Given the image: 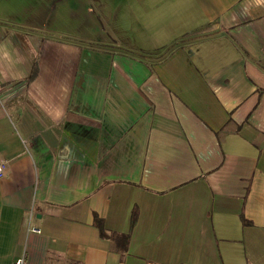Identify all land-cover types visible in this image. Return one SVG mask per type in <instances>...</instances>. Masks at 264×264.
<instances>
[{
    "label": "crops",
    "instance_id": "crops-1",
    "mask_svg": "<svg viewBox=\"0 0 264 264\" xmlns=\"http://www.w3.org/2000/svg\"><path fill=\"white\" fill-rule=\"evenodd\" d=\"M0 160V264H264V0H0Z\"/></svg>",
    "mask_w": 264,
    "mask_h": 264
},
{
    "label": "built area",
    "instance_id": "built-area-1",
    "mask_svg": "<svg viewBox=\"0 0 264 264\" xmlns=\"http://www.w3.org/2000/svg\"><path fill=\"white\" fill-rule=\"evenodd\" d=\"M5 170H6V162L4 160H0V177H2L5 174ZM31 230L37 233L40 232L38 228H32ZM23 261H24V255H21L11 264H22ZM147 264H153V263H147Z\"/></svg>",
    "mask_w": 264,
    "mask_h": 264
},
{
    "label": "trees",
    "instance_id": "trees-1",
    "mask_svg": "<svg viewBox=\"0 0 264 264\" xmlns=\"http://www.w3.org/2000/svg\"><path fill=\"white\" fill-rule=\"evenodd\" d=\"M134 219H135V215L132 217V224L134 222ZM93 224L98 228L101 235H106V230L104 228L103 221L97 215L94 216Z\"/></svg>",
    "mask_w": 264,
    "mask_h": 264
}]
</instances>
